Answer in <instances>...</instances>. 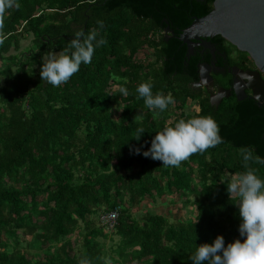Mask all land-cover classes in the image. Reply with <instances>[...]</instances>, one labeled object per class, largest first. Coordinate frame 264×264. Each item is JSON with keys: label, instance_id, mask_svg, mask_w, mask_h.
<instances>
[{"label": "trees", "instance_id": "trees-1", "mask_svg": "<svg viewBox=\"0 0 264 264\" xmlns=\"http://www.w3.org/2000/svg\"><path fill=\"white\" fill-rule=\"evenodd\" d=\"M213 3L193 10L188 0H19L7 11L0 31V264H192L196 246L217 236L225 245L243 239L240 198L227 187L246 171L241 150L264 157V109L251 100L212 107L193 86L198 61H188L177 39ZM77 32L107 43L68 82L42 80L45 58L64 51ZM27 37L31 45L22 51ZM145 51L153 63L138 59ZM145 82L153 95L172 97L166 111L138 98ZM200 116L217 122L221 144L179 167L142 155L156 133ZM139 127L145 133L137 141ZM249 166L264 178V165ZM191 197L196 215L187 223L130 213L145 200ZM100 209H120L111 233L87 220ZM109 234L119 239L111 255L100 242Z\"/></svg>", "mask_w": 264, "mask_h": 264}, {"label": "clouds", "instance_id": "clouds-1", "mask_svg": "<svg viewBox=\"0 0 264 264\" xmlns=\"http://www.w3.org/2000/svg\"><path fill=\"white\" fill-rule=\"evenodd\" d=\"M13 7L19 8V0H0V31L3 29L4 16ZM97 34L92 32L85 36L77 32L67 48L58 55L49 53L46 63L41 67V78L53 86L66 83L80 70L81 64L92 62L97 47L107 41L97 40ZM2 42V41H0ZM151 83H141L137 86L138 98L144 100L150 110L164 112L173 103L171 96L153 95ZM122 95L127 96L128 90L120 88ZM145 133L143 127L136 129L135 140L139 141ZM223 142L220 128L211 116H200L191 119H181L174 126L165 127L156 133L151 140V146L142 155L146 158L161 161L163 166L179 167L195 153H203L209 148ZM135 154H141V148H136ZM246 171L238 174L228 184L227 192L239 199V234L241 239L225 245L223 236H217L212 243L196 246L195 252L189 257L192 264H264V178L257 170L249 166L250 162L264 165V157L254 155L251 149L241 150ZM80 264H90L82 259Z\"/></svg>", "mask_w": 264, "mask_h": 264}, {"label": "water", "instance_id": "water-1", "mask_svg": "<svg viewBox=\"0 0 264 264\" xmlns=\"http://www.w3.org/2000/svg\"><path fill=\"white\" fill-rule=\"evenodd\" d=\"M173 34V33H171ZM220 37L239 52L246 54L253 62L256 71L241 73L247 89L252 93L251 99L259 106L264 104V0H214L213 10L207 16L193 19L191 25L177 38L187 49V58L193 56L195 44ZM205 48H211L207 43ZM209 66L202 67L200 79L202 87L210 81ZM229 92L221 90L211 97L216 107Z\"/></svg>", "mask_w": 264, "mask_h": 264}, {"label": "flooded vegetation", "instance_id": "flooded-vegetation-1", "mask_svg": "<svg viewBox=\"0 0 264 264\" xmlns=\"http://www.w3.org/2000/svg\"><path fill=\"white\" fill-rule=\"evenodd\" d=\"M188 1L193 10L194 8H203L206 3V0ZM170 36L172 37L173 34H170ZM205 43L209 44L211 48H205L203 46ZM205 43H201V45L196 43L193 56L188 59V61H190L191 58L198 61V81L193 85L195 89L209 99L211 106V97L217 96L221 90L229 92V94L228 97L223 98L220 105L225 101L238 103L250 100L253 101L251 99L252 93L247 89L246 82L240 77L242 72L256 71L250 58L227 44V42L226 44L219 42L217 37L207 40ZM205 66L210 67L208 75L211 80L206 82L205 86L198 87L196 85L203 84L200 79V73L202 67ZM261 78L264 81V75H262ZM215 103L214 101L212 107H216L214 105ZM258 107L264 109V104L258 105Z\"/></svg>", "mask_w": 264, "mask_h": 264}, {"label": "rangeland", "instance_id": "rangeland-1", "mask_svg": "<svg viewBox=\"0 0 264 264\" xmlns=\"http://www.w3.org/2000/svg\"><path fill=\"white\" fill-rule=\"evenodd\" d=\"M32 41V37H27L23 41H21V50L25 51L28 47H30ZM145 56L138 58L141 61H144L147 56H149V61L153 63L155 61L154 55L149 52H144ZM9 55H15L14 50L10 52ZM8 55V56H9ZM48 58H45V62H47ZM191 112V110H190ZM194 113V112H193ZM189 204H188V203ZM193 198L191 197L188 201L186 200H174L170 198H166L165 200H157L156 202H151L150 200H145L141 203V205L132 208L131 215L136 220H142L145 215H160L165 217L171 224L178 223H187L195 218L196 211L193 207ZM105 210H98L97 214L93 217H88L87 220H91L96 227H102L100 222L101 217L104 215ZM83 224H81V227ZM105 233H111L105 229ZM100 242L104 246V250L111 255L112 250L117 246L119 239L115 237L113 234H109L107 239H101ZM108 264H114L110 261H107Z\"/></svg>", "mask_w": 264, "mask_h": 264}, {"label": "built area", "instance_id": "built-area-1", "mask_svg": "<svg viewBox=\"0 0 264 264\" xmlns=\"http://www.w3.org/2000/svg\"><path fill=\"white\" fill-rule=\"evenodd\" d=\"M119 215H120V209H115L109 213L104 214L101 217L100 222L106 230L112 232L113 230H115L117 226Z\"/></svg>", "mask_w": 264, "mask_h": 264}]
</instances>
